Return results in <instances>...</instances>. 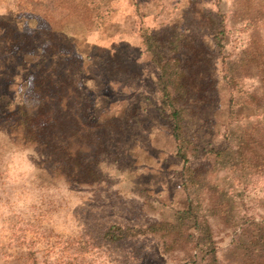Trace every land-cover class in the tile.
<instances>
[{
	"label": "rangeland",
	"instance_id": "374dc122",
	"mask_svg": "<svg viewBox=\"0 0 264 264\" xmlns=\"http://www.w3.org/2000/svg\"><path fill=\"white\" fill-rule=\"evenodd\" d=\"M142 32L179 40L177 102L217 264H264L250 247L264 227V0H0V264L194 253L191 230L103 237L187 205Z\"/></svg>",
	"mask_w": 264,
	"mask_h": 264
},
{
	"label": "trees",
	"instance_id": "16d2710c",
	"mask_svg": "<svg viewBox=\"0 0 264 264\" xmlns=\"http://www.w3.org/2000/svg\"><path fill=\"white\" fill-rule=\"evenodd\" d=\"M142 43L149 53L151 61L157 69L155 85L160 94L161 105L166 110L168 130L175 142L176 155L181 160L182 188L187 195V205L184 209L173 213L171 222H160L150 224L144 228L112 226L107 228L103 237L107 241H116L124 237H131L143 233H160L163 238L165 234L172 232L188 231L186 237L193 244L194 253L186 260L187 264H217L215 257V244L206 216L201 207L199 198V187L197 186L192 171L188 166L187 141L183 130V109L177 102V91L183 87V66L176 56L179 40L173 35L165 41H160L152 33L142 32ZM39 137V132H37ZM45 141L46 147L51 148L49 135ZM46 137V136H45ZM54 148V147H52ZM215 156L216 162H221L230 153L225 150L210 149ZM258 232L251 241L252 253H264V227H258ZM260 257V256H259Z\"/></svg>",
	"mask_w": 264,
	"mask_h": 264
}]
</instances>
